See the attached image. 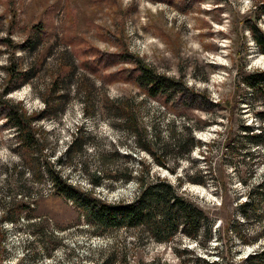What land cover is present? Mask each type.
Returning a JSON list of instances; mask_svg holds the SVG:
<instances>
[{
    "label": "rangeland",
    "instance_id": "rangeland-1",
    "mask_svg": "<svg viewBox=\"0 0 264 264\" xmlns=\"http://www.w3.org/2000/svg\"><path fill=\"white\" fill-rule=\"evenodd\" d=\"M254 1L0 0V91L6 86L4 66L9 62L26 70L42 61L35 75L7 98L22 102L28 110H41V97L47 94L59 65L73 67L67 81L60 84L66 93L60 100L64 110L38 123L44 148L42 153L35 152V160L47 157L72 184L94 188L106 200L131 199L135 181H115L112 166L130 164L138 169L140 158L147 162L151 158L135 144L127 123L120 119L124 114L121 105H126L138 121L139 133L142 127L147 129L148 139L157 130L160 143H170L169 135L182 140L191 136L198 142L183 156L178 151L185 144L179 149L171 146L170 154L176 159L168 163L176 164L175 174L153 164L155 172L173 183L183 177L184 188L216 216L215 226L221 228L231 215L245 240L261 236L253 243H236L230 254H221L224 244L217 238L203 248L184 238L166 245L146 241L137 247L127 242L132 235L129 230L94 236L73 203L54 190L48 178L35 181L37 161L30 163L15 146L0 106V264H97L124 242L128 243L126 260L116 259L113 264H194L196 257L219 263L221 256V264H247L249 255L264 248V192L254 196L251 220L239 212L240 203L249 199V189L264 177V149L244 138L242 129L247 125L258 131L256 112L264 108V102L261 95L238 87L235 75L236 68L244 64V54L247 69L264 70V55L243 33L242 18ZM39 23L45 37L28 46L24 40L30 27ZM259 25L264 29V23ZM9 30L13 32L10 36ZM121 43L157 72L180 78L193 92L208 95L212 105H197L187 97H175L173 107V100L162 105L145 97L127 79L114 83L102 79L116 70L131 74L132 64L117 63ZM245 44L251 47L248 52ZM80 52L90 63L80 62ZM94 60L107 67L94 72L89 68ZM230 97L238 102L231 115L222 102ZM77 129L85 144L69 161L63 154ZM227 131L232 136L231 147L224 145ZM61 155L62 163L57 164ZM93 173L101 177L99 186L90 183ZM17 200H24L30 209L10 222L7 219L13 218ZM183 245L193 252H182Z\"/></svg>",
    "mask_w": 264,
    "mask_h": 264
},
{
    "label": "trees",
    "instance_id": "trees-1",
    "mask_svg": "<svg viewBox=\"0 0 264 264\" xmlns=\"http://www.w3.org/2000/svg\"><path fill=\"white\" fill-rule=\"evenodd\" d=\"M13 21L12 19L10 23L12 24ZM242 22L244 25L243 33L247 32L254 48L257 52L264 55V29L259 25L260 22L264 23V0L254 1L249 7L248 13L243 16ZM12 33V30H9L8 36ZM42 37H45V33L39 23L30 27L27 38L24 41L29 43L27 44L28 46H35ZM243 37L246 40V36L243 35ZM6 41L10 42L11 40L7 39ZM118 45L120 49L116 52L118 56L117 63H129L133 65V68L131 69V74L120 70L106 73L102 76V79L108 83L127 79L145 97L156 100L162 105H167L173 100L174 104H172V107L175 106V102H177L174 101L175 97L181 100L187 97L193 102L195 100L198 103L197 105H201L200 103L212 105L208 95L193 92L185 86L182 79L157 72L144 59L125 48L123 43ZM247 46L249 45L245 47L246 52L251 48ZM77 56L82 64L87 65L90 63L84 59V53L80 52ZM243 58V66L239 65L240 67L236 68L235 71L238 79L237 86L261 95L264 102V70L257 68L247 69L246 54H244ZM41 62V60L36 61L26 70L15 67L13 62H9V64L4 66L6 86L0 91V106L5 110V126L12 129L14 144L22 151L25 158L30 163L37 161V168L33 170V176L37 177L35 181L44 177L48 178L54 190L73 203L79 211V219H82V222L91 229L94 236H104L112 231L129 230L132 235H130L127 242L137 247L146 241H154L158 244L166 245L173 243L175 240L181 241V238H184L203 248L213 238H217L224 244L221 254H230V251L236 248V243L248 244L261 238L259 236L258 238L245 240L239 222L234 221V216L231 215L223 221L224 224L221 228L220 226H215L216 216H214L209 207L201 205L184 188L183 177H177L176 182L173 183L167 176H161L158 172H155L153 164L175 174L176 164L170 166L168 163L170 159H176V156L170 154L171 146L179 149L182 144H185L186 148L178 151L179 155L183 156L188 154L198 142L194 141L191 136H188L186 140H182L169 135L171 137L169 138L170 143H160L161 140L157 130H155L154 138L148 139L147 129L142 127L141 133H139L138 121L135 120L134 115L130 114V109L126 105H121L124 114L120 119L127 123L128 130L132 133L135 144L145 150L151 158V161L148 162L140 158L137 163L138 169L131 168L130 164L122 168L116 165L112 166L114 174L111 178L115 181L125 183L130 180L135 181L136 192L131 199L106 200L98 196L94 188H80L72 184L62 175L59 169L51 164L50 159L47 157L42 156L40 160H35L33 156L35 152L39 151L38 153H42L44 148L43 140L39 137L38 123L52 114H56V111L61 113L64 110L65 105L60 100L66 93L60 84L67 81L73 71V67L69 63H61L59 65L51 80L47 94L41 97L43 101L41 110H28L22 102L7 98L6 95L17 89L21 84L28 82L35 75L34 69L39 68ZM106 67L107 65L103 64L102 61L94 60L93 67L89 68L96 72L97 69L104 70ZM83 93H86V90ZM202 94L204 95L201 96ZM222 102L228 106L230 115L233 114L235 107L238 105L236 97L226 98ZM215 103L220 105V102ZM60 104L62 106L59 107ZM256 115L259 121L258 131L253 132L247 125L242 126L245 132L243 137L264 149V108L257 111ZM224 139L225 147H231L233 140L228 131ZM84 144L83 135L77 129L73 133L63 155L69 157V161H71L75 155L83 150ZM114 152L117 154L116 151ZM127 157L130 158V155H127ZM60 159H62V155L57 159V164L62 163ZM102 173L105 175L106 171L102 170ZM90 183L94 186H99L101 184L99 174L93 173ZM262 192H264V177L258 184L249 189V199L239 205V212L244 219L248 221L252 219L256 207L254 196ZM23 201L17 200L13 208L14 216L7 220L10 222L17 221L23 215V211L30 209L29 204ZM262 224L264 227V219ZM127 242L122 243L118 249L113 248L110 256L103 258L97 264H113L116 259L120 262H125ZM232 245L234 246L233 248ZM186 251L193 252L186 245H183L182 252ZM175 253L179 257L181 256L180 252L176 251ZM138 254L140 252H137L136 255ZM223 257L221 256L219 263L214 261L207 262L203 258L196 257L194 264H200V261L205 262V264H221ZM138 259L141 258L138 257ZM246 261L247 264H264V248L257 250L255 254L249 255Z\"/></svg>",
    "mask_w": 264,
    "mask_h": 264
}]
</instances>
